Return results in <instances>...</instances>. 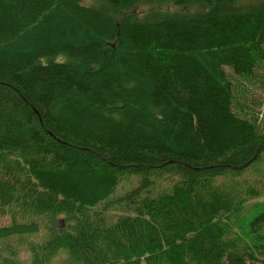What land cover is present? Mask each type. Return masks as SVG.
Wrapping results in <instances>:
<instances>
[{
    "label": "trees",
    "instance_id": "1",
    "mask_svg": "<svg viewBox=\"0 0 264 264\" xmlns=\"http://www.w3.org/2000/svg\"><path fill=\"white\" fill-rule=\"evenodd\" d=\"M263 104L264 0H0V264H264Z\"/></svg>",
    "mask_w": 264,
    "mask_h": 264
},
{
    "label": "rangeland",
    "instance_id": "2",
    "mask_svg": "<svg viewBox=\"0 0 264 264\" xmlns=\"http://www.w3.org/2000/svg\"><path fill=\"white\" fill-rule=\"evenodd\" d=\"M141 8H143V6H138V7L136 8V10L139 12V10H140ZM261 108L264 109V104H263V106H262ZM263 111H264V110H261V113H262ZM129 186H130L129 182L126 181V182L124 183V186H123V188H122V191L126 190Z\"/></svg>",
    "mask_w": 264,
    "mask_h": 264
}]
</instances>
